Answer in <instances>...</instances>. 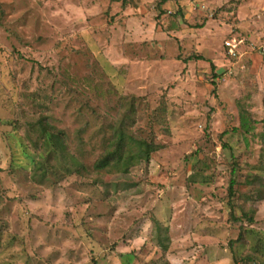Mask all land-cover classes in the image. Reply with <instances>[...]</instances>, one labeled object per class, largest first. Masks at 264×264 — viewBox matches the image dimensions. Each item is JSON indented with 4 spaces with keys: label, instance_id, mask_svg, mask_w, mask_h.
Segmentation results:
<instances>
[{
    "label": "rangeland",
    "instance_id": "374dc122",
    "mask_svg": "<svg viewBox=\"0 0 264 264\" xmlns=\"http://www.w3.org/2000/svg\"><path fill=\"white\" fill-rule=\"evenodd\" d=\"M263 40L264 0H0V264H264Z\"/></svg>",
    "mask_w": 264,
    "mask_h": 264
},
{
    "label": "trees",
    "instance_id": "16d2710c",
    "mask_svg": "<svg viewBox=\"0 0 264 264\" xmlns=\"http://www.w3.org/2000/svg\"><path fill=\"white\" fill-rule=\"evenodd\" d=\"M62 131L53 132V131H45L46 135V145L45 150L54 148L56 149V146H51V139L54 138L55 140L62 139L61 134ZM123 137H119V140L113 145L112 151L109 152L107 155H102L99 157L97 161L94 162V167L98 169H103L111 165V161L115 160V166H124L125 169H127L126 165L130 162H136L140 158H149L150 152L153 151L154 146L150 144H146L145 146H141L140 149L134 152H138L139 154H134L131 148L126 145V147L123 145ZM53 145V144H52ZM62 146V145H61ZM129 152L126 160L122 158V154H120V150H125ZM65 149V147H63ZM125 153V152H124Z\"/></svg>",
    "mask_w": 264,
    "mask_h": 264
},
{
    "label": "built area",
    "instance_id": "2783aa9c",
    "mask_svg": "<svg viewBox=\"0 0 264 264\" xmlns=\"http://www.w3.org/2000/svg\"><path fill=\"white\" fill-rule=\"evenodd\" d=\"M259 49L264 52V40L262 42H260Z\"/></svg>",
    "mask_w": 264,
    "mask_h": 264
}]
</instances>
